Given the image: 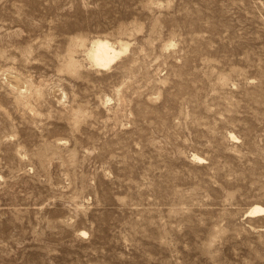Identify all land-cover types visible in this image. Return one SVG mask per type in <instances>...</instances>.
Wrapping results in <instances>:
<instances>
[{"label": "rangeland", "instance_id": "374dc122", "mask_svg": "<svg viewBox=\"0 0 264 264\" xmlns=\"http://www.w3.org/2000/svg\"><path fill=\"white\" fill-rule=\"evenodd\" d=\"M254 206L264 0H0V264H264Z\"/></svg>", "mask_w": 264, "mask_h": 264}, {"label": "bare ground", "instance_id": "6f19581e", "mask_svg": "<svg viewBox=\"0 0 264 264\" xmlns=\"http://www.w3.org/2000/svg\"><path fill=\"white\" fill-rule=\"evenodd\" d=\"M128 48L125 44L117 46L107 40L95 39L86 49V56L94 66L104 69L114 64ZM251 213L253 215L264 213V208L254 206Z\"/></svg>", "mask_w": 264, "mask_h": 264}]
</instances>
